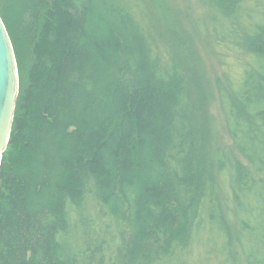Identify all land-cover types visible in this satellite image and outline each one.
Listing matches in <instances>:
<instances>
[{
    "label": "trees",
    "instance_id": "obj_1",
    "mask_svg": "<svg viewBox=\"0 0 264 264\" xmlns=\"http://www.w3.org/2000/svg\"><path fill=\"white\" fill-rule=\"evenodd\" d=\"M199 1L0 0V264H264V0Z\"/></svg>",
    "mask_w": 264,
    "mask_h": 264
},
{
    "label": "water",
    "instance_id": "obj_2",
    "mask_svg": "<svg viewBox=\"0 0 264 264\" xmlns=\"http://www.w3.org/2000/svg\"><path fill=\"white\" fill-rule=\"evenodd\" d=\"M19 69L14 46L0 15V167L12 131L19 95Z\"/></svg>",
    "mask_w": 264,
    "mask_h": 264
},
{
    "label": "rangeland",
    "instance_id": "obj_3",
    "mask_svg": "<svg viewBox=\"0 0 264 264\" xmlns=\"http://www.w3.org/2000/svg\"><path fill=\"white\" fill-rule=\"evenodd\" d=\"M180 7L187 17H196L197 14H204V6L203 4L200 3L199 0H179ZM188 21V19L186 20ZM192 30V29H190ZM205 64L207 67L211 68L212 66V58L210 57L208 51L206 49H201ZM213 111L218 119L219 127H220V135H219V142L225 144V142H228V137L226 134V130L224 128V122L220 113V109L218 106L215 104L213 106Z\"/></svg>",
    "mask_w": 264,
    "mask_h": 264
}]
</instances>
